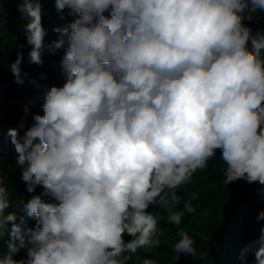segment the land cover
<instances>
[{"label":"clouds","instance_id":"obj_1","mask_svg":"<svg viewBox=\"0 0 264 264\" xmlns=\"http://www.w3.org/2000/svg\"><path fill=\"white\" fill-rule=\"evenodd\" d=\"M55 7L77 16L47 45L54 53L67 37L66 82L37 85L44 114L33 115L23 137L9 130L27 192L44 191L24 204L36 220L24 228L25 216L5 214L10 193L0 176V240L10 235L0 264H127L125 253L160 244L151 206L181 224L177 190L217 149L224 185H264V31L242 23L264 12V0H55ZM18 11L28 20V63L42 65L41 3L22 0ZM22 62L18 52L10 65L18 84ZM197 198L185 201L188 213ZM177 235L174 251L195 256L188 232ZM23 248L27 259L14 260ZM250 253L264 264V227L241 250L245 264Z\"/></svg>","mask_w":264,"mask_h":264},{"label":"trees","instance_id":"obj_2","mask_svg":"<svg viewBox=\"0 0 264 264\" xmlns=\"http://www.w3.org/2000/svg\"><path fill=\"white\" fill-rule=\"evenodd\" d=\"M16 1L18 0H0V176L10 193L8 213L16 212L18 217L25 216L26 224L23 227L34 229L36 220L27 217L23 206L32 195H39L44 189L37 186L34 193L27 192L26 183L21 180L22 167L16 163L17 154L11 143L9 130L16 129L19 136L23 137L34 124L33 115L44 114L43 93L37 85L63 87L67 75L59 61L61 49L50 53L45 45L42 65L28 63L32 45L27 43L24 34L26 22L21 19L19 3L16 6ZM242 23L250 27L253 34L264 31V12L258 10L252 20L245 19ZM248 47L251 48L250 42ZM18 52L23 54V84L16 83L10 70ZM25 108H28L27 114ZM221 154V150L217 149L215 156L209 160L208 167L197 170L193 175V182L177 190L181 199L173 211L184 212L180 225H186L192 224V220L205 210L219 209L224 213V223L215 226L217 243L213 245L214 251L205 264H242L239 254L249 238L250 230L264 226V220L258 221L257 217L248 223L245 214L248 208L257 207V195L264 199V185L259 182L249 184L243 179L224 185L221 170L224 162L220 160ZM192 193H196L198 198L191 201L195 212L188 213L184 209V203L191 199ZM42 198L46 202H56L51 196ZM147 211L160 217L159 229L171 225L167 221L169 213L166 210L151 206Z\"/></svg>","mask_w":264,"mask_h":264},{"label":"rangeland","instance_id":"obj_3","mask_svg":"<svg viewBox=\"0 0 264 264\" xmlns=\"http://www.w3.org/2000/svg\"><path fill=\"white\" fill-rule=\"evenodd\" d=\"M19 1V2H18ZM16 1L17 3L22 2V0ZM42 6V26L46 31L44 37V44L48 45L52 41L60 38V33L54 31L57 28H64L70 25L74 19L77 18L75 14L70 15V9L67 7L63 11H57L55 7V0H39ZM63 17V18H61ZM27 23L28 20L24 19ZM65 45L62 50L61 59L65 54V49L67 48V37H64ZM17 154V153H16ZM18 155V154H17ZM256 201L258 203L257 207H250L246 211V219L252 222L261 211H264V199L257 195ZM8 213V209L6 213ZM192 224L186 225H174L171 224L166 228L160 229V244L158 247L152 249H139L136 253H125L124 255H129L131 259L127 261V264H142L144 259H153L156 264H205V261L209 258V255L214 251L213 245L217 243L215 231V226L219 223H224V213H221L219 209L213 211L205 210L199 216L192 220ZM264 226H260L259 229H251L249 238L243 248L249 244L251 241L258 239L260 236V230ZM11 224L7 225V229L10 230ZM180 231H186L195 241V248L197 249L196 255L192 256L190 254H177L174 251V245L178 241L179 237L177 235ZM10 239L8 231L5 232V236L0 240V254H6L7 243ZM132 239V237L125 234V241ZM14 260H26L27 259V248L21 249L16 255L13 256ZM255 256L254 253H250L246 257V264H254ZM242 262V261H241ZM245 264V262H242Z\"/></svg>","mask_w":264,"mask_h":264}]
</instances>
